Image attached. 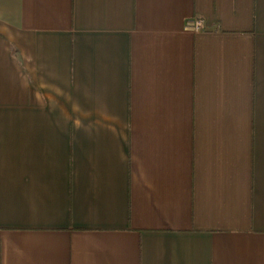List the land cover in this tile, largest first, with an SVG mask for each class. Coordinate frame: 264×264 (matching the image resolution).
<instances>
[{"label": "crops", "instance_id": "1", "mask_svg": "<svg viewBox=\"0 0 264 264\" xmlns=\"http://www.w3.org/2000/svg\"><path fill=\"white\" fill-rule=\"evenodd\" d=\"M0 264H264V0H0Z\"/></svg>", "mask_w": 264, "mask_h": 264}, {"label": "built area", "instance_id": "2", "mask_svg": "<svg viewBox=\"0 0 264 264\" xmlns=\"http://www.w3.org/2000/svg\"><path fill=\"white\" fill-rule=\"evenodd\" d=\"M188 27L196 31H199L204 29L205 25L201 19H195L194 21L188 23Z\"/></svg>", "mask_w": 264, "mask_h": 264}]
</instances>
